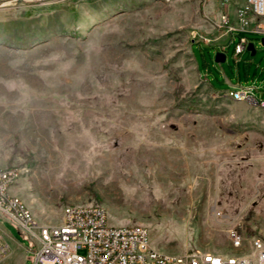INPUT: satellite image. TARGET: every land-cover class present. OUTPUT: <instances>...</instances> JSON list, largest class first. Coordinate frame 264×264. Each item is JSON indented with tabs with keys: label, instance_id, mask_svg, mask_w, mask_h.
Segmentation results:
<instances>
[{
	"label": "rangeland",
	"instance_id": "374dc122",
	"mask_svg": "<svg viewBox=\"0 0 264 264\" xmlns=\"http://www.w3.org/2000/svg\"><path fill=\"white\" fill-rule=\"evenodd\" d=\"M243 4L0 8V166L18 170L12 191L36 221L59 225L66 206L99 205L110 226H141L174 256L235 253L229 228L248 247L264 239V107L227 91L252 85L264 100V36L246 34L255 54L235 56L237 36L217 28ZM2 230L29 247L12 225ZM25 254L1 264H32Z\"/></svg>",
	"mask_w": 264,
	"mask_h": 264
},
{
	"label": "built area",
	"instance_id": "2783aa9c",
	"mask_svg": "<svg viewBox=\"0 0 264 264\" xmlns=\"http://www.w3.org/2000/svg\"><path fill=\"white\" fill-rule=\"evenodd\" d=\"M59 1L62 0H0V8L15 6L19 2L45 4ZM217 28L237 36L234 55L239 56L250 42L246 34L264 36V0H244L242 8L234 12V21L231 22L224 13ZM221 51L225 53V48ZM227 91L239 101L246 100L264 107V100L255 96V86ZM16 175L19 174L15 167L0 166V264L11 252L3 239L4 223L15 227L28 241L27 253L32 264H264V252L246 257H230V253L217 256L202 250H192L181 256L161 253L151 247L147 231L141 226L111 229L106 211L99 209V205L66 206L59 228L30 221V210L18 205V196L9 193ZM227 235L230 249L243 246L238 230L229 228ZM256 243H264V240L257 237L255 248Z\"/></svg>",
	"mask_w": 264,
	"mask_h": 264
},
{
	"label": "bare ground",
	"instance_id": "6f19581e",
	"mask_svg": "<svg viewBox=\"0 0 264 264\" xmlns=\"http://www.w3.org/2000/svg\"><path fill=\"white\" fill-rule=\"evenodd\" d=\"M49 3H56V2H49ZM230 96V94H229ZM233 100L235 101H239V98H233L232 96H230ZM18 178V175H16V180ZM18 205H23L24 207H26V205L23 203V201L18 198ZM99 209L104 210L102 207L99 206ZM66 211V207L64 208L63 212L64 213ZM29 220L30 221H36L31 214L29 213ZM51 228H59V225H55V226H51ZM111 229H120V227H112L110 226ZM264 240V239H262ZM241 241H243V246L240 247H232L231 249L233 251H235V253L230 254V257H246V256H251V255H262V252H264V243H256V248H255V241H257V238H254L250 241L249 243V249H246L248 251L245 250V252L243 253H239L238 251L243 250L244 249V239L243 236L241 235ZM212 255H217V256H225V255H220L217 253H213V252H209Z\"/></svg>",
	"mask_w": 264,
	"mask_h": 264
},
{
	"label": "crops",
	"instance_id": "0c3cea01",
	"mask_svg": "<svg viewBox=\"0 0 264 264\" xmlns=\"http://www.w3.org/2000/svg\"><path fill=\"white\" fill-rule=\"evenodd\" d=\"M229 18L231 19V16H230ZM223 48H225V47H223ZM216 49H217L218 51H221V50H222V47H221V48L216 47ZM9 193H10L11 195H15L14 192L12 191V186L9 188ZM15 196H16V195H15ZM60 223H61V218H60V221L58 222V224H60ZM2 232L4 233V236H3L4 241H5L6 243L9 244L10 249H11V252H10L9 255H11L12 252L15 251L16 249H17V251L19 252V254H21V253H22V250H24V252L26 253L25 255H29V254L27 253V250H28L29 247H28V248H27V247H23V246H22L21 244H19L18 242L13 241L12 238L9 236V234H8L7 231H3V230H2ZM6 238H8V240H7ZM244 243H245V242H244ZM245 245H246V248L249 249L248 244L245 243ZM20 251H21V252H20Z\"/></svg>",
	"mask_w": 264,
	"mask_h": 264
},
{
	"label": "water",
	"instance_id": "95a60500",
	"mask_svg": "<svg viewBox=\"0 0 264 264\" xmlns=\"http://www.w3.org/2000/svg\"><path fill=\"white\" fill-rule=\"evenodd\" d=\"M260 44L261 46H264V38L260 39ZM246 51H248L250 53L251 56H253L255 54V47L254 44L252 42H249L247 47H246ZM226 59V55L224 52L222 51H216L214 54V62L216 64H221L225 61Z\"/></svg>",
	"mask_w": 264,
	"mask_h": 264
}]
</instances>
